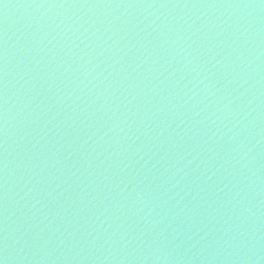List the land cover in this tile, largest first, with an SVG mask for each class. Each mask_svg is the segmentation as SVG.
I'll return each mask as SVG.
<instances>
[{
  "label": "water",
  "instance_id": "obj_1",
  "mask_svg": "<svg viewBox=\"0 0 264 264\" xmlns=\"http://www.w3.org/2000/svg\"><path fill=\"white\" fill-rule=\"evenodd\" d=\"M2 264H264V0H0Z\"/></svg>",
  "mask_w": 264,
  "mask_h": 264
},
{
  "label": "snow or ice",
  "instance_id": "obj_2",
  "mask_svg": "<svg viewBox=\"0 0 264 264\" xmlns=\"http://www.w3.org/2000/svg\"><path fill=\"white\" fill-rule=\"evenodd\" d=\"M0 264H2V262H0Z\"/></svg>",
  "mask_w": 264,
  "mask_h": 264
}]
</instances>
